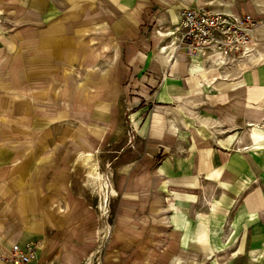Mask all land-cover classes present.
I'll use <instances>...</instances> for the list:
<instances>
[{
	"label": "crops",
	"instance_id": "1",
	"mask_svg": "<svg viewBox=\"0 0 264 264\" xmlns=\"http://www.w3.org/2000/svg\"><path fill=\"white\" fill-rule=\"evenodd\" d=\"M0 6L19 18L9 33L0 22V252L35 243L47 261L84 264L101 230L81 173L84 157L103 149L136 157L124 179V203L140 212L120 213V220L126 226L140 220L141 227L157 222L159 237L168 235L153 241L161 250L179 232L168 196L194 199L219 187L239 198L259 178L264 137L253 129L264 122V52L255 62L203 70L182 52L173 56L169 37L184 7H206L252 15L261 39L264 0H13ZM213 120L224 125L222 135L232 134L214 137ZM105 182L103 208L110 191L117 195ZM256 202H247L233 228L262 216L252 212ZM211 218L227 223L230 210L214 202Z\"/></svg>",
	"mask_w": 264,
	"mask_h": 264
},
{
	"label": "rangeland",
	"instance_id": "2",
	"mask_svg": "<svg viewBox=\"0 0 264 264\" xmlns=\"http://www.w3.org/2000/svg\"><path fill=\"white\" fill-rule=\"evenodd\" d=\"M12 1L0 0V4ZM14 17H16L14 14L3 11V7L0 6V22L5 24L4 33L13 31L12 20ZM0 29H2L1 26ZM254 40L255 42L257 40L258 43H255L252 52L258 55L257 57H262L264 30L261 39H256L255 31ZM256 55L249 63L256 61ZM91 67L92 64L88 66V68ZM212 123L213 125H209L208 129L214 137L217 135V137L223 138V136L232 134L227 132L222 135L221 128L224 125L216 120H213ZM246 132L244 137L247 138V141L251 140V133L248 130ZM129 138L132 141L133 134H130ZM261 151H264V145ZM84 159V169L81 173L82 184L85 194L92 201L93 210L98 213L99 232L101 230L98 248L89 255L84 264H88V262L89 264H254V261L256 264H264V218H262L264 217V166L259 178L239 198L235 197V191L219 187L210 188L207 193L194 199L171 200V196H168L167 199L172 201L169 209L170 214L174 218V220L171 219V225L175 226L174 228H177L179 232L177 235L173 234V242V237H169L170 243L167 244L169 246H164V249L161 250L162 248L158 249L157 245H153V241L163 238L165 242L168 235H165L164 238L160 234L159 237L158 234L162 232V229L158 230L157 222H152L148 227H141L140 220H129L127 226L123 220H120V213L140 212L139 205L132 203L134 206L132 204L126 206L124 203L126 200L124 179L131 174L128 171V164L136 157L126 154L115 156L109 154V150L103 149L91 157L86 155ZM138 164H134L136 169H139ZM262 164H264V158H262ZM99 172L108 182L107 190H109L108 186H114L117 189L116 196H113L110 191L106 208L102 207L103 196L96 181ZM133 175L138 176L139 173L134 171ZM252 198H256V204H259V206L256 205V211L252 210V212L257 214L262 211V216L256 215L252 221H245L236 230L233 228V222L242 212H246L243 208H246L247 202ZM214 202H218L223 209L230 210V218L227 223L216 222L211 218ZM158 208L164 211L165 203L162 202ZM165 223H169L167 218ZM121 230L126 233L121 234ZM148 233H152V235L147 237ZM119 243L131 244V250L118 252L114 247L119 248ZM150 246H155L156 249L150 251ZM173 254L177 256L174 259Z\"/></svg>",
	"mask_w": 264,
	"mask_h": 264
},
{
	"label": "built area",
	"instance_id": "3",
	"mask_svg": "<svg viewBox=\"0 0 264 264\" xmlns=\"http://www.w3.org/2000/svg\"><path fill=\"white\" fill-rule=\"evenodd\" d=\"M257 25L258 21L250 14L184 7L180 22L169 37L170 46H174L173 56L182 52L203 70H221L250 61L255 56L252 51ZM0 261L2 264H54L38 254L35 243L13 244L7 252H0Z\"/></svg>",
	"mask_w": 264,
	"mask_h": 264
},
{
	"label": "bare ground",
	"instance_id": "4",
	"mask_svg": "<svg viewBox=\"0 0 264 264\" xmlns=\"http://www.w3.org/2000/svg\"><path fill=\"white\" fill-rule=\"evenodd\" d=\"M172 32L173 31H170V34L171 35H172ZM164 47H166V46H164ZM170 49H171V52H172V50L174 49V46H170ZM256 56H258V55H256ZM254 127L255 128L253 129V132H254V134H256V138L263 140V137H264V122L263 123L256 124ZM238 141L240 142V137H238ZM260 145H262V144H260ZM96 181H97L98 186L100 187V191L103 193L104 198H107V191H106V188H105V183L106 182L104 181V178L102 177V175L100 174V172L98 173V175L96 177ZM110 230H111V228H110Z\"/></svg>",
	"mask_w": 264,
	"mask_h": 264
}]
</instances>
